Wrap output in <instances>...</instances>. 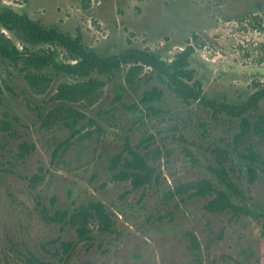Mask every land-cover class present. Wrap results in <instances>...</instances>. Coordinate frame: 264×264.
<instances>
[{"label": "rangeland", "instance_id": "374dc122", "mask_svg": "<svg viewBox=\"0 0 264 264\" xmlns=\"http://www.w3.org/2000/svg\"><path fill=\"white\" fill-rule=\"evenodd\" d=\"M3 6L73 36L80 31L102 56L136 47L172 61L189 41L195 48L191 67L211 100L240 104L264 85V0H92L87 9L82 0H0ZM0 34L20 50L50 49L57 60L70 61L55 44L26 43L1 25ZM21 66L0 57V264H30V256L49 264H264V164L257 163L258 177L251 181L250 163L234 154L230 174L243 197L212 171L215 150L233 151L239 119L183 102L149 68L131 87L123 66L94 104H74L87 118L79 121L73 145L55 157L72 129L64 120L46 126L45 119L60 105L52 97L57 84L73 79L50 67ZM27 72L52 74L53 86L35 93ZM153 86L164 94L147 113L141 98ZM127 142L156 168L158 178L144 188L115 176L122 164L112 168L114 156L131 157ZM249 147L264 157L263 136H247L239 150ZM201 178L258 215L211 212V195L164 198L176 185ZM91 201L113 214L111 231L93 221L91 232L80 236L76 228L42 217ZM192 234L200 250L192 249Z\"/></svg>", "mask_w": 264, "mask_h": 264}, {"label": "trees", "instance_id": "16d2710c", "mask_svg": "<svg viewBox=\"0 0 264 264\" xmlns=\"http://www.w3.org/2000/svg\"><path fill=\"white\" fill-rule=\"evenodd\" d=\"M92 0H82L83 8L90 7ZM0 25L11 32L21 35L29 44H55L63 48L69 62H62L55 58L53 50L32 52L25 48L20 50L10 38L0 34V57L5 58L16 65H22V70H40L50 67L56 75L70 77L73 81L62 80L56 86V92L52 96L60 105L50 110L45 119V125L50 126L56 121L64 120L72 129L69 138L62 141L54 150V156L62 155L78 135L79 121L87 118L74 104L88 102L94 104L101 96L102 89L112 80L115 74L123 66L128 67L125 81L129 86H134L139 76L146 68L156 74L163 83H166L175 95L185 103L196 101L216 114H225L237 118L239 131L234 135V147H219L215 150L217 165L212 168L213 173L224 183L229 190L239 197H243L242 191L233 182L230 171L233 156L236 153L240 158L250 163L248 169L249 178L254 181L258 177L257 163L264 164V157L254 147H249L248 152H242V146L247 136L254 134L264 137V110L260 111V101L264 99V85L259 86L250 95L247 101L233 104L227 101H216L204 95L203 83L195 75L191 67V57L195 52L192 44L187 42L185 48L176 53L172 61L165 60L161 55L146 48H128L121 53L102 56L90 49L83 41V34L79 31L75 36L68 32L60 31L53 26H47L33 19L27 13H19L10 6L0 8ZM26 79L30 87L37 94L47 92L54 83V76L50 73L27 72ZM104 79H103V78ZM164 91L153 86L143 92L141 103L145 104L147 113L155 111V103L163 97ZM63 103V104H62ZM129 109H134L130 107ZM136 109V107H135ZM4 124L9 125L7 121ZM131 157L123 159L122 154L114 156L112 168L119 164L123 169L115 172L119 180L130 181L134 189L144 188L158 178L156 168L150 164L147 158L127 142ZM213 196L206 204V209L211 212H231L233 216H257V212L247 204H237L229 192L218 187L208 178H201L176 185L165 193L166 200H183L185 198ZM45 220L71 226L78 230L80 236L91 232L90 224L96 221L103 231H111L114 224L113 214L100 201H91L88 205L70 210H58L54 216L42 212ZM163 219V217H161ZM192 249L200 250L199 239L195 234L191 235ZM30 264H49L35 256L28 258Z\"/></svg>", "mask_w": 264, "mask_h": 264}]
</instances>
